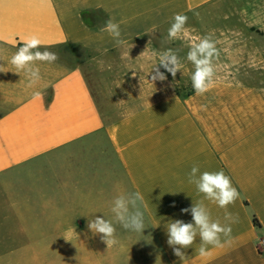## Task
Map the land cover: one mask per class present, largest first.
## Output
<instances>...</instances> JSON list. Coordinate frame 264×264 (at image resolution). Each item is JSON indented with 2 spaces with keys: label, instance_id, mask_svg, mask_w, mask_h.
Listing matches in <instances>:
<instances>
[{
  "label": "crops",
  "instance_id": "1",
  "mask_svg": "<svg viewBox=\"0 0 264 264\" xmlns=\"http://www.w3.org/2000/svg\"><path fill=\"white\" fill-rule=\"evenodd\" d=\"M176 14L187 15L186 27L200 37L216 39L219 58L264 59V0H0V264H264L257 248L264 237V86L221 78L198 96L157 83L119 100L114 116L98 106L74 55L114 53L170 27ZM108 19L120 24L123 45L103 31ZM30 35L59 56L36 63L41 80L33 88L9 62ZM63 48L72 49L71 59ZM193 165L231 178L240 197L227 211L239 223L231 245L208 246L201 257L197 235L180 259L167 244V225L192 222L182 209L204 200L211 218L224 223L225 209L188 182ZM20 166H120L124 178L104 184L115 188L102 198L104 218L114 216L115 197L138 191L146 228L125 234L120 227L114 252L87 227L96 196H66L59 180L55 195L35 194L27 188L43 184L2 178ZM8 186L26 190L1 189Z\"/></svg>",
  "mask_w": 264,
  "mask_h": 264
},
{
  "label": "rangeland",
  "instance_id": "2",
  "mask_svg": "<svg viewBox=\"0 0 264 264\" xmlns=\"http://www.w3.org/2000/svg\"><path fill=\"white\" fill-rule=\"evenodd\" d=\"M190 21V26L198 25L195 18ZM168 28H162L154 34L138 42L130 43L111 54L102 55L95 52H76L74 54L82 62L92 94L102 111L113 110L114 116H118L119 100L123 98L137 99L143 90H153L157 83L162 85L174 82L179 87H184L187 92L193 91L191 75L195 70V66L187 59V54L191 45L196 42V38L200 37V34L193 32L192 28H187V36L169 41L167 39ZM199 29L201 28H195L198 32ZM213 39L216 41L215 38ZM168 49L177 51L182 64L181 70L173 78L170 73L161 68L160 70L164 72L166 79L153 82L151 81V71L159 62V56ZM0 50L5 51L6 48H0ZM61 51H64L70 59L73 57L71 48H63ZM213 64L216 70L214 80L232 78L264 86V59L218 57V59L214 58ZM2 178L16 180L19 183L30 180L34 185L43 184V186H33L27 189L36 191L35 194L49 195L57 193L58 188L55 181H63L66 196L80 195L81 200L85 201L90 195L96 196V208L94 209V205H91L96 212V217H104L105 204L102 198L106 190L111 192L115 190L114 187L104 186V184L107 180H120L124 177L120 166H20L7 172ZM1 189L14 190L17 194H24L26 187L17 186L13 188L8 186ZM69 204L66 203V205ZM72 205L70 204V210L73 209ZM2 206L5 208L9 204L3 203ZM79 206L80 210L85 209L84 211H88L89 203L83 202ZM107 218L113 221L116 232L118 231L116 233L118 243L113 246V250L114 252H120L121 235L119 229L121 226L116 223L114 216L112 219L109 216ZM125 234H128V231ZM97 238H100V236L98 235ZM129 254L132 257L136 255V252L130 250ZM161 258L163 259V255Z\"/></svg>",
  "mask_w": 264,
  "mask_h": 264
},
{
  "label": "clouds",
  "instance_id": "3",
  "mask_svg": "<svg viewBox=\"0 0 264 264\" xmlns=\"http://www.w3.org/2000/svg\"><path fill=\"white\" fill-rule=\"evenodd\" d=\"M189 17L184 14H176L167 32L169 41L187 36L186 27ZM103 31L107 32L117 45H123L120 24L112 19L106 21ZM42 41L37 35H30L24 38L22 46L11 56L10 64L15 68V73L21 74L28 80L27 87L33 88L40 80L41 74L37 62L52 64L59 59L56 52L50 51L47 47L41 50ZM219 50L216 41L211 34L197 37L188 51L187 59L191 61L195 70L191 75L192 88L196 95L203 96L213 87L216 75L213 60L218 59ZM182 64L177 51L168 49L159 56V62L151 71V81H164L166 76L160 69L163 68L175 78L176 73L181 70ZM0 72H4L0 66ZM33 98L43 99L40 91L33 92ZM206 107V106H202ZM199 173V175H197ZM188 182L194 184L198 193L204 198L216 203L220 208L225 209L224 223L219 219L211 218L204 200L193 204L190 208L182 209L183 213H191L192 222L185 223L181 220L170 222L167 225V244L173 249L175 256L183 259L184 250L190 248L200 238L198 254L201 257L209 255V247L224 248L231 245L232 225L239 223V216L227 211L230 204H234L240 197V192L233 186L231 178L225 175L224 171L200 173L198 165H193L188 174ZM143 196L140 192H131L115 197L111 202V212L114 219L123 229L142 233L146 228L143 212ZM87 227L94 233L100 234L101 240L108 247L118 243L116 227L113 221L97 216L88 221Z\"/></svg>",
  "mask_w": 264,
  "mask_h": 264
},
{
  "label": "built area",
  "instance_id": "4",
  "mask_svg": "<svg viewBox=\"0 0 264 264\" xmlns=\"http://www.w3.org/2000/svg\"><path fill=\"white\" fill-rule=\"evenodd\" d=\"M257 248L260 254H264V237L259 240Z\"/></svg>",
  "mask_w": 264,
  "mask_h": 264
},
{
  "label": "trees",
  "instance_id": "5",
  "mask_svg": "<svg viewBox=\"0 0 264 264\" xmlns=\"http://www.w3.org/2000/svg\"><path fill=\"white\" fill-rule=\"evenodd\" d=\"M190 92H191V91H190ZM190 92H189V93H190Z\"/></svg>",
  "mask_w": 264,
  "mask_h": 264
}]
</instances>
